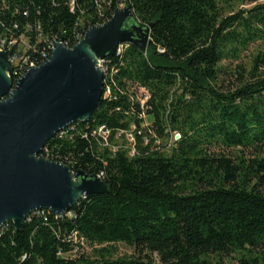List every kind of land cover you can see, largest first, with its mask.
Segmentation results:
<instances>
[{
  "label": "trees",
  "instance_id": "obj_1",
  "mask_svg": "<svg viewBox=\"0 0 264 264\" xmlns=\"http://www.w3.org/2000/svg\"><path fill=\"white\" fill-rule=\"evenodd\" d=\"M69 1L0 0V18L17 22L18 33L39 24L72 47L76 34L127 5L150 25V44L124 43L121 56L107 57L116 69L110 95L38 155L102 173L108 192L86 195L62 217L46 211L18 230L4 224L0 264H217L232 253L256 264L245 256L264 247V3L223 14L216 0H74L73 10ZM256 41L262 48L250 67L238 64L236 83L225 87L222 63ZM99 125L112 143L133 133L135 152L101 147ZM169 134V149L154 146ZM116 243L134 253L114 258Z\"/></svg>",
  "mask_w": 264,
  "mask_h": 264
},
{
  "label": "water",
  "instance_id": "obj_2",
  "mask_svg": "<svg viewBox=\"0 0 264 264\" xmlns=\"http://www.w3.org/2000/svg\"><path fill=\"white\" fill-rule=\"evenodd\" d=\"M149 34L129 6L117 7L72 47L56 38L48 59L15 83L9 53L0 52V230L8 222L18 230L35 210L62 217L86 195L108 192L98 174L38 155L58 132L92 117L103 93L98 61L120 43L145 51Z\"/></svg>",
  "mask_w": 264,
  "mask_h": 264
},
{
  "label": "built area",
  "instance_id": "obj_3",
  "mask_svg": "<svg viewBox=\"0 0 264 264\" xmlns=\"http://www.w3.org/2000/svg\"><path fill=\"white\" fill-rule=\"evenodd\" d=\"M69 5L70 9L73 10L74 0H70ZM18 29L19 24L17 22H13L7 25L2 22L0 18V52L7 51L9 53V57L12 63V70L10 76L13 83H15L19 78H21L29 68L33 66H38L45 62L50 55L53 41L56 38H62L58 36L49 38L42 32L39 24L32 25L26 23L22 31H20L19 33L17 32ZM82 35L83 34L75 35L76 41L73 43V45L77 41H79ZM62 42L65 46H67V42L63 40V38ZM124 49V43H120L117 46L114 56H121ZM159 51L162 50L159 49ZM98 66L103 75L102 94L109 96L111 93L112 75L116 72V69L110 67L109 60L107 57L100 59L98 61ZM146 98L147 95H145L141 99L142 104ZM71 127H73V125L69 126L68 128ZM68 128L64 129L63 131H60L57 136L64 135L67 132ZM132 128H135V126L132 125ZM121 134H124L127 140L130 141V154H133L135 152V137L133 133H126L121 131L116 135V137H119ZM94 135L96 136L98 144L101 147H107L112 151H115L116 149L121 147H125L122 145L115 146V144L111 142V130L106 125L97 126V128L94 129ZM98 175L101 177L102 173H99ZM46 211L48 210H35L31 214H44V212Z\"/></svg>",
  "mask_w": 264,
  "mask_h": 264
},
{
  "label": "rangeland",
  "instance_id": "obj_4",
  "mask_svg": "<svg viewBox=\"0 0 264 264\" xmlns=\"http://www.w3.org/2000/svg\"><path fill=\"white\" fill-rule=\"evenodd\" d=\"M217 4L223 14H229L231 12H235L239 9L243 8H250L255 4L258 3H264V0H260L256 3H248V2H239L236 0H216ZM262 48V42L256 41L255 43H251L247 49L241 51L238 58L230 61H224L223 68H225L224 72H221L219 75V82H222L225 87H232L236 83L237 75L236 73H233L234 68L240 64L244 66L245 68H249L253 57L257 54V52ZM142 90H138V96L141 97ZM147 121H152V116H147ZM147 141V139H146ZM174 141V135L169 134L167 137L162 139H157L154 141V146H159L163 150H167L170 148L172 142ZM115 146L122 145L125 146L124 149H127L130 151V141L127 140V138L120 137L115 140ZM219 150L223 151L227 154H233L235 150L233 148H219ZM130 154V153H129ZM110 247V254L114 258H118L121 256H130L132 255L133 249L123 243H116L111 245ZM82 250L84 253L89 257V260H94L96 258L95 252L93 251V247L89 246L87 243H84L82 246ZM95 247V246H94ZM75 253L71 252L69 254H66L65 256H74ZM249 257L245 256V258H250L255 261L256 264H264V247H258L256 249H253L251 253L248 255ZM242 254L240 253H232L229 256L226 257H219L218 259H214L213 262L217 264H240V258H242Z\"/></svg>",
  "mask_w": 264,
  "mask_h": 264
},
{
  "label": "bare ground",
  "instance_id": "obj_5",
  "mask_svg": "<svg viewBox=\"0 0 264 264\" xmlns=\"http://www.w3.org/2000/svg\"><path fill=\"white\" fill-rule=\"evenodd\" d=\"M66 128H67V127H66ZM62 131H63V130H62ZM58 133H59V132H58ZM58 133H57V134H58ZM57 134H56V135H57Z\"/></svg>",
  "mask_w": 264,
  "mask_h": 264
}]
</instances>
